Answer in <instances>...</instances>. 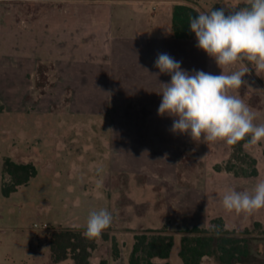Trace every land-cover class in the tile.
I'll list each match as a JSON object with an SVG mask.
<instances>
[{
    "label": "rangeland",
    "instance_id": "1",
    "mask_svg": "<svg viewBox=\"0 0 264 264\" xmlns=\"http://www.w3.org/2000/svg\"><path fill=\"white\" fill-rule=\"evenodd\" d=\"M26 3L27 0H0V172L4 157L17 163H31L36 169V175L26 185L18 187L6 199L0 195V200L7 205L5 214L11 224L29 229L26 234L43 232L49 236L58 225L84 224L91 211L106 208L120 213L121 219L114 222L119 231L114 233V238L123 257L129 256L135 231L166 228L172 235V247L164 262L182 264L178 257L179 231L194 225L207 228L215 220V227L234 231L248 242L249 255L233 264H264V208L245 214L228 212L222 205L227 190L251 193L264 180V140L243 146V151L256 161L257 175L235 177L215 171L216 165L223 166L227 161L229 144L222 141L206 144L203 140H192L187 133H173L172 126H150L145 129V139L156 152L154 157L150 154L140 162V173L129 167L130 175L114 174L109 166L106 141V135L109 138L112 133L108 134V128L100 125L101 111L83 110L84 103L89 101L105 107V96L93 94L91 86L88 90L80 87L74 97L75 113L69 112L66 64L57 62L64 74H54L50 62L64 57L67 50L63 45L68 37L57 39L51 35L50 25L41 28L36 24L35 2L30 6ZM196 3L200 13L221 9L218 0H197ZM239 9L237 5L231 11ZM67 10L66 5L60 7L58 16L60 22H67L64 19L72 15L76 23L79 61L75 66L96 69L93 72L100 74L99 61L91 63L90 68L87 65L91 60L102 59L108 50L104 47V29L99 28L103 27L99 9L76 3L71 14ZM144 11L150 23L153 12L148 4H144ZM37 58H42L44 63H38ZM186 63L188 67L184 70L189 73L204 71L213 75H220L222 71L231 74L247 67L245 84L234 94L257 113L255 123H264V71L256 72L255 65L247 61L220 68L207 54L203 59L193 57ZM114 101L112 96L106 104L108 110L102 111L107 113V118L119 117ZM159 105H154L149 117L156 122H173V117L158 115ZM19 109L20 113L14 111ZM161 156L170 174L157 169L164 162ZM145 166H150L149 173ZM182 205H194L200 210L197 222L191 225L179 219ZM42 224L47 225L43 230ZM200 264L218 263L205 257Z\"/></svg>",
    "mask_w": 264,
    "mask_h": 264
},
{
    "label": "crops",
    "instance_id": "2",
    "mask_svg": "<svg viewBox=\"0 0 264 264\" xmlns=\"http://www.w3.org/2000/svg\"><path fill=\"white\" fill-rule=\"evenodd\" d=\"M32 1L36 5V24L41 25V28L50 25L51 35H54L57 39L62 37L66 39L68 37L66 43L64 44L63 42V46L67 50L66 54L63 55L64 57L57 60L51 59L50 62H52L54 74H64V71L57 67V62L62 61L66 64V74H68L66 88L70 92L69 110H71L69 112L74 111L73 113H75L76 102L74 97L76 91L81 89L80 87L88 90L91 86L93 94L104 95L105 102H103L105 107L104 105L97 107L89 101L84 103L83 110H85L84 112L92 109L101 111L99 123L108 128V134L112 133L109 138L106 135L108 154L110 156V170L114 174L117 172L122 175H130L129 167H134V171L140 173V162L146 157L149 158L150 154L153 157L156 154L153 149L154 153L150 152L152 150L149 142L145 139V129L150 126L171 127L173 124L170 120L167 122H156L149 117L151 115L150 111L156 107L154 105L156 103L159 105L162 101V95L158 94L161 91L160 83H169L171 81L170 75L159 73V69L155 67L158 54L167 53L174 60L181 62L182 69H187L186 62H188V59L191 60L193 57L194 59H203V56L207 54L196 46V36L189 40L171 37V8L178 1L30 0L28 2L27 0L26 5L30 6V3H33ZM218 2H220V7L225 10V14H229L232 8L248 3V0H218ZM60 3H63V6L66 5L67 13L70 14L76 3H83L99 9V14L102 16L101 21L103 22V27L99 26V28L104 29V43H106L104 47H108V50H106L107 52L102 56V59L91 60L87 65L90 68L92 66L91 63H98L99 61L97 65H99L100 74L93 72L96 69L91 70L88 68L89 70H87L86 68L75 66L76 62L79 61L76 54L78 35L75 32L77 27L70 14L68 19H64L67 22L59 21V8L63 7ZM144 4H148L153 12L150 15L152 20L150 23L146 18ZM63 9L65 11V7ZM26 11L29 12L30 8H26ZM82 59L80 58V60ZM82 61L86 62L87 60L83 59ZM37 62L44 63V60L37 58ZM112 96H115V109L119 111V117L117 118H107V113H102V111L108 110L106 104ZM5 100H7V96ZM14 111L16 113L21 112L20 109ZM133 115L136 118H133ZM71 116H74V114ZM88 121L91 120L88 119ZM170 151L171 149L167 153L170 154ZM119 155L121 158H118ZM130 156L132 159H128ZM160 158L164 162H160L158 164L160 166H156L157 169L170 174V168H165L164 157L161 156ZM146 163L148 164V162ZM145 168L148 170L146 173H149L150 166H145ZM2 197L3 199L8 198ZM6 206L0 200V264H73V261L69 258L53 263L48 247V235L43 232L40 234H26L29 229L13 226L9 218H6L8 216V214H5ZM178 213L181 221L188 222L191 225L197 222L201 214L200 210L194 205H182ZM119 214L117 212L112 213L113 221L109 227L111 228L109 237L119 232L114 227L115 220L121 219ZM87 219L84 224L77 225L72 223L68 226L58 225L55 228L59 226L86 228ZM40 229L43 230L42 228ZM12 233H15L20 238L17 236L12 238ZM102 259L106 260L107 264H127L128 260L127 257L122 256L120 245L119 257L112 259L110 241L99 238L96 241V248L90 253L89 263L98 264ZM162 262L164 260L158 263Z\"/></svg>",
    "mask_w": 264,
    "mask_h": 264
},
{
    "label": "clouds",
    "instance_id": "3",
    "mask_svg": "<svg viewBox=\"0 0 264 264\" xmlns=\"http://www.w3.org/2000/svg\"><path fill=\"white\" fill-rule=\"evenodd\" d=\"M248 5L227 15L221 8L190 17L196 46L220 68L247 61L255 65L256 72L264 71V0H248ZM155 67L171 76L169 83H160L158 115L174 118L173 133H187L192 140L206 144L222 141L233 145L246 137L250 144L264 140V123H255L257 113L234 94L245 84L247 67L231 74L189 73L167 53L158 54ZM222 205L228 212L245 214L264 208V180L251 193L227 190ZM112 221V213L106 208L91 211L84 236L99 237Z\"/></svg>",
    "mask_w": 264,
    "mask_h": 264
},
{
    "label": "trees",
    "instance_id": "4",
    "mask_svg": "<svg viewBox=\"0 0 264 264\" xmlns=\"http://www.w3.org/2000/svg\"><path fill=\"white\" fill-rule=\"evenodd\" d=\"M171 8V37L189 40L195 36L190 30V17L200 12L195 8L197 0H176ZM248 3L241 4L244 8ZM220 9V8H219ZM248 137L236 144L229 145L230 153L223 166L216 165L215 171H224L235 177H253L257 175L256 161L243 151L248 144ZM36 175V169L31 163H17L8 157L2 158L0 192L4 197L14 193L18 187L26 185ZM215 220L209 227L192 226L179 231L178 257L182 264H200L205 257L214 259L218 264H233L242 262L249 255L248 242L245 238L236 236L234 231L215 227ZM86 228H53L48 236V247L51 261L57 263L71 259L73 264H90L91 251L96 248L97 239L109 240L111 258L119 257V246L114 236L108 235L110 229H105L99 237L88 239L84 236ZM244 234H249L244 232ZM172 247V235L166 228L143 229L133 233V243L127 264H169L158 263L155 259L166 260ZM98 264H107L100 260Z\"/></svg>",
    "mask_w": 264,
    "mask_h": 264
},
{
    "label": "built area",
    "instance_id": "5",
    "mask_svg": "<svg viewBox=\"0 0 264 264\" xmlns=\"http://www.w3.org/2000/svg\"><path fill=\"white\" fill-rule=\"evenodd\" d=\"M34 227L36 228V226H35V225H34ZM45 227H46V225H42L40 228H42V229H43V228H45Z\"/></svg>",
    "mask_w": 264,
    "mask_h": 264
}]
</instances>
